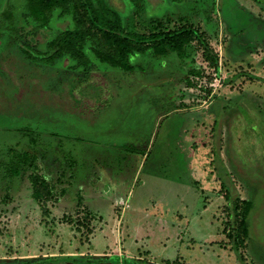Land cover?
<instances>
[{
  "label": "rangeland",
  "instance_id": "374dc122",
  "mask_svg": "<svg viewBox=\"0 0 264 264\" xmlns=\"http://www.w3.org/2000/svg\"><path fill=\"white\" fill-rule=\"evenodd\" d=\"M119 3L128 32L193 27L220 66L194 42L183 58L132 56L126 72L100 62L112 51L92 33V77L113 96L88 84L78 94L94 104L62 98L56 76L84 70L69 56L23 89L9 79L33 74L13 32L26 0H0V264H264V0ZM37 27L45 53L73 21L56 10ZM16 153L32 158L13 178Z\"/></svg>",
  "mask_w": 264,
  "mask_h": 264
},
{
  "label": "trees",
  "instance_id": "16d2710c",
  "mask_svg": "<svg viewBox=\"0 0 264 264\" xmlns=\"http://www.w3.org/2000/svg\"><path fill=\"white\" fill-rule=\"evenodd\" d=\"M121 8L119 0H26V12L22 16L23 25H19L21 23L18 22L15 23L13 32L14 38L17 40L15 41L16 45L18 48H21L20 53L28 58V66L29 69H32L31 72L33 74L29 73L28 75L27 73L20 72L18 73V78L13 79L10 77V84L16 85V83L20 82L24 85L22 87L18 85L20 88L32 89L42 82L46 87L48 85L40 81L42 77H39L40 75H47L43 72L46 69L41 66V63L50 66L58 59L69 56L77 63L73 67L74 69L78 71L84 70L81 71L82 77L74 81V78L67 79L66 76H56V79H59L63 85L64 90L60 93L62 98L70 103H74L72 101L76 99L85 105L94 104L93 101L86 100L78 94V91L82 92L81 89L84 90V87L88 84L94 85L100 88V90L102 89L101 92L105 98H109L108 95L113 96L108 92V85L104 80L101 79L98 83H95L93 80L92 73L99 70L85 53L88 37L92 33L100 35L103 42L112 51L111 55H104L98 52L97 57L100 62L110 65L115 69L132 72L134 68L131 65V57L145 55L150 51H154L160 57L177 54L183 58L186 54V46L194 42L204 48L205 55L211 65L216 69L219 68V55L210 48L204 34L199 30L193 27H184L177 31L153 33L150 35L133 34L128 32L126 28L124 15L120 11ZM56 10H61L62 16L72 17L73 29L64 31L56 39L48 41L46 44L48 52L37 51L39 46L31 43V36L35 34L34 30L38 28L37 26L46 27L49 25L50 19ZM7 11H11L9 7ZM7 11L3 13V20L5 21H8V16H12ZM13 19L15 22V15ZM28 28H31V31H28ZM35 51L36 55H33L32 53L35 54ZM19 63H12L13 67H17ZM38 69L42 71H38ZM79 84L81 85L80 87ZM67 97H69V100ZM15 157L19 159V162H16L11 167L13 178L21 176V164L28 163V158H32L28 153H16ZM40 181L45 186L46 189L44 191H46V196L48 197L51 189L46 181ZM37 188L39 189L38 191H42L41 185H38ZM37 199H40V195L37 196ZM235 231L236 235L233 238H236L238 240L237 243L242 246L248 238L245 223L242 222Z\"/></svg>",
  "mask_w": 264,
  "mask_h": 264
},
{
  "label": "flooded vegetation",
  "instance_id": "af4514ba",
  "mask_svg": "<svg viewBox=\"0 0 264 264\" xmlns=\"http://www.w3.org/2000/svg\"><path fill=\"white\" fill-rule=\"evenodd\" d=\"M57 261L58 260H54V261H52L51 263H54V264H59V263H57ZM80 261V262H79ZM85 262L82 258L81 259H79V258H76L75 260H72V261H69L70 262V264H81V262ZM88 261H90L91 262V260H88ZM93 261V260H92ZM90 262H88V263H86V264H90ZM105 263V262H104ZM132 264H135L134 262H131ZM28 264H35V263H28ZM60 264H64V263H60ZM98 264V263H97ZM99 264H102V262L101 263H99ZM126 264V263H125ZM137 264V263H136Z\"/></svg>",
  "mask_w": 264,
  "mask_h": 264
},
{
  "label": "crops",
  "instance_id": "0c3cea01",
  "mask_svg": "<svg viewBox=\"0 0 264 264\" xmlns=\"http://www.w3.org/2000/svg\"><path fill=\"white\" fill-rule=\"evenodd\" d=\"M107 169H109L108 171H105V172H103L104 174H105V176H104V179H105V182H108L107 180H106V177H107V175L108 174H110L111 173V170H113L114 169V167H111V168H107ZM95 176V175H94ZM109 183V182H108Z\"/></svg>",
  "mask_w": 264,
  "mask_h": 264
}]
</instances>
